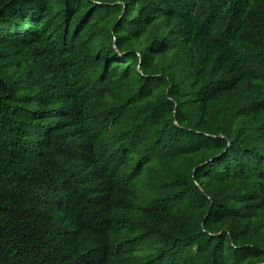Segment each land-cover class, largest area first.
<instances>
[{
    "label": "trees",
    "instance_id": "16d2710c",
    "mask_svg": "<svg viewBox=\"0 0 264 264\" xmlns=\"http://www.w3.org/2000/svg\"><path fill=\"white\" fill-rule=\"evenodd\" d=\"M0 264H264V0H0Z\"/></svg>",
    "mask_w": 264,
    "mask_h": 264
}]
</instances>
